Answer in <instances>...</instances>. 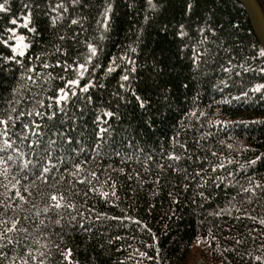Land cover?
Masks as SVG:
<instances>
[{"label":"trees","instance_id":"obj_1","mask_svg":"<svg viewBox=\"0 0 264 264\" xmlns=\"http://www.w3.org/2000/svg\"><path fill=\"white\" fill-rule=\"evenodd\" d=\"M5 8L0 264H264V48L240 1Z\"/></svg>","mask_w":264,"mask_h":264},{"label":"water","instance_id":"obj_2","mask_svg":"<svg viewBox=\"0 0 264 264\" xmlns=\"http://www.w3.org/2000/svg\"><path fill=\"white\" fill-rule=\"evenodd\" d=\"M248 10L255 32L264 48V13L257 0H238Z\"/></svg>","mask_w":264,"mask_h":264},{"label":"snow or ice","instance_id":"obj_3","mask_svg":"<svg viewBox=\"0 0 264 264\" xmlns=\"http://www.w3.org/2000/svg\"><path fill=\"white\" fill-rule=\"evenodd\" d=\"M7 2V0H5V3ZM5 3H0V12H4V11H7V9L5 8ZM191 7V5H189V8ZM124 79H127V77H124ZM138 99V102L140 103V106L143 107L144 106V101L143 100H140L139 97H137ZM9 119H11L9 117ZM7 124H8V120H4V119H0V126H3V131H0V135H6L7 134ZM5 144L10 147L11 145L8 144V141H5ZM4 151L3 148H0V152ZM2 159V158H0ZM9 159H11V157H9ZM49 169L45 168L43 169L44 172H47ZM62 198V197H61ZM52 200H57V197L56 196H52L51 197ZM56 207H60L59 203H57L55 205ZM0 223H6V221H0ZM15 229V225H13L11 228H8L4 231H0V239H3L5 233L7 231H12Z\"/></svg>","mask_w":264,"mask_h":264},{"label":"rangeland","instance_id":"obj_4","mask_svg":"<svg viewBox=\"0 0 264 264\" xmlns=\"http://www.w3.org/2000/svg\"><path fill=\"white\" fill-rule=\"evenodd\" d=\"M13 45L12 49L15 54L22 55L26 52V49L28 47L27 41L24 36L17 33V30L13 31ZM66 97V94L63 92L61 94V99H64ZM3 139L0 137V142H2Z\"/></svg>","mask_w":264,"mask_h":264}]
</instances>
